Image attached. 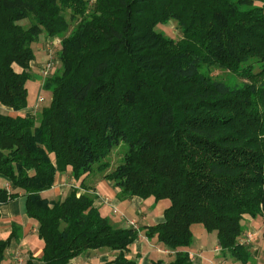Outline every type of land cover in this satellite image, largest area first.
Masks as SVG:
<instances>
[{
  "label": "trees",
  "instance_id": "obj_1",
  "mask_svg": "<svg viewBox=\"0 0 264 264\" xmlns=\"http://www.w3.org/2000/svg\"><path fill=\"white\" fill-rule=\"evenodd\" d=\"M168 20L180 39L155 29ZM41 36L60 39L61 69L42 77L50 102L22 113ZM210 67L247 79L232 86ZM0 104L12 110L0 112V204L22 191L42 243L22 264L91 249L115 253L103 264H137L127 253L138 230L103 216L84 183L96 163L119 198L166 202L141 229L174 257L150 264H193L195 225L249 262L242 220L264 214V0H0ZM120 142L122 161L104 172ZM69 168L83 191L43 197ZM19 236L13 224L0 239V264Z\"/></svg>",
  "mask_w": 264,
  "mask_h": 264
},
{
  "label": "crops",
  "instance_id": "obj_2",
  "mask_svg": "<svg viewBox=\"0 0 264 264\" xmlns=\"http://www.w3.org/2000/svg\"><path fill=\"white\" fill-rule=\"evenodd\" d=\"M37 43L41 46V42ZM34 65L35 62L33 60L30 68L35 78L32 80H35V82L41 86L40 82L37 80V77H39L37 74L38 72L33 70ZM35 106H37L36 102H30L28 96V105L22 109L21 112H30L35 109ZM0 112L12 113V110L0 104ZM6 182L7 180L0 177V184L4 185ZM84 183L92 187L91 191L97 196L95 204L99 207L103 216L110 219L109 216L112 215L111 210L115 208L117 210L115 214L119 216V221L115 222L110 219L113 223L128 222L130 220H136L138 222L139 233L135 242L130 246L127 257L135 259L137 264H150L152 260L157 259L164 260L159 254H168L173 258L174 254L171 250L159 244L156 237L148 238L144 233L145 230L141 229L143 226L155 224L162 219L163 210L166 207L165 201H155L151 197L143 199L137 196L119 198V189L109 180L104 179L102 172L97 174L91 172L85 177ZM73 187L77 189L78 193L83 191V188L80 186V180H75L71 176L69 168L65 172H58L53 186L50 189L42 191L41 195L48 200H55L65 197L68 191ZM104 198L107 200L106 202H103ZM245 217V221L249 223H253L250 220L255 219L250 216ZM260 218L261 223L258 227L259 231H255L256 235L251 239L253 247L248 249L254 261H249L245 264H252V262H254L253 264H264V258H262L261 247L259 245L261 240L264 239V222L262 221L264 217L262 216ZM13 224L18 225L20 236L16 240H13L7 248L5 263L22 264L29 254L39 256L42 246L41 240L38 235L37 237H32V233L35 232L37 234V222L29 218L26 213L25 196L22 194V191H19L18 196L12 198L7 203L0 204V239H5L9 235ZM127 226L129 225L124 224V227ZM249 230L247 226L243 227V234ZM205 232V229L201 225H195L193 227V240L187 248L188 253L193 255L191 259L193 264H243L229 256H223L217 243L215 232L211 237H208L209 233ZM206 242L210 244L213 243L211 252L214 253V259L205 255L204 250H202ZM15 253L22 258L21 262L15 259ZM113 253L114 252L107 249H91L72 258L69 264H103L106 260L112 258L111 255Z\"/></svg>",
  "mask_w": 264,
  "mask_h": 264
},
{
  "label": "rangeland",
  "instance_id": "obj_3",
  "mask_svg": "<svg viewBox=\"0 0 264 264\" xmlns=\"http://www.w3.org/2000/svg\"><path fill=\"white\" fill-rule=\"evenodd\" d=\"M255 4H259V2H255ZM20 23L23 25H27L28 19H23L20 21ZM73 25H75V22L70 24V28L68 29L67 33L70 31V29H72ZM155 29L158 32L162 33L165 37H169V38H172L174 40H178L181 38V31H180L179 27L177 26V24L174 20H168L165 23H158V24H156ZM55 38L57 40H59V42L54 41V40H56ZM38 42H41V46L38 45L37 42L33 43V46H32L33 54H34L33 60L35 62L33 70L38 72L37 74L39 75V77H37V80L40 82L41 86H39V84L37 82H35V80L33 81L32 79L28 80V83H27L28 84L29 100H30V102H36L37 106H39L41 103L48 104L50 102V98H51V95L47 92L48 90H46V89L44 90L42 88L44 78H42V74H41V70H42L45 62L48 61V50L49 49L52 50V56H53L54 64L49 69V75L48 76L53 75L54 73L58 72L61 69V62L59 59L60 39H58V37L45 38V36H41ZM208 72L214 77H218L220 79L225 80L227 83H229L232 86L233 85H240L242 82L246 81V79H247V78H244L242 76H239L238 74L232 73L228 69L222 68V67H210L208 69ZM40 77H41V79H40ZM39 95H42L43 99H44L41 102H38V100H37ZM126 150H127V145L124 142H120L117 146H115L102 162V163L106 164V169H104V172L108 173L111 170H113L114 167L122 161V158H123ZM92 172H94L96 174L101 173V171H99V169L97 168V163L94 165V169ZM103 202H106L105 198L103 199ZM111 211L110 212L112 213V215L109 216L110 219L115 221V222L119 221V216L117 214H115V213H117V210L115 208H113ZM153 212H156V211H153ZM262 216L264 217V214ZM262 216L252 217L255 219L250 220V221L253 222L254 225H253V223L246 222L245 221L246 217L243 218V220H242L243 227L247 226V228H249L250 230L243 234L245 237H243L242 239L248 238V237H246V235L248 236V234H252V233H255V231H259L258 227L260 226V223H261L260 217H262ZM262 221L264 222V220H262ZM115 224H117L119 226H124V224L129 225L128 222H121V223H115ZM136 224L138 226L137 221H136ZM205 233H209L208 237H211V235L214 234V232H207V231ZM210 233H212V234H210ZM32 235H33L32 237H37V234L35 232L32 233ZM253 237H249L250 240L245 242L247 249H250L253 247V245L251 244V239ZM261 237H263V236H261ZM253 241H254V239H253ZM259 245L261 247V254L263 256L262 258H264V239L261 240ZM212 249H213V243L210 244V243L206 242L205 247H202V250H204V252H205L204 254L211 257L212 259H214L215 258L214 253L211 252ZM159 255L161 258L164 259V262H169L170 260H172V256H170L168 254H159ZM114 256H115V253H113L111 255L112 258ZM189 256H190V259L193 258L192 254H189ZM106 261H108V260H106ZM249 261H254L252 254L250 255ZM253 263L254 262H252V264Z\"/></svg>",
  "mask_w": 264,
  "mask_h": 264
},
{
  "label": "built area",
  "instance_id": "obj_4",
  "mask_svg": "<svg viewBox=\"0 0 264 264\" xmlns=\"http://www.w3.org/2000/svg\"><path fill=\"white\" fill-rule=\"evenodd\" d=\"M55 39H56V38H55ZM54 41L59 42V40H57V39L54 40ZM53 64H54V61H53V56H52V50L49 49V50H48V61L45 62L44 66H43V68H42V70H41L42 77H46V76L49 75V69L52 67ZM37 100H38V102L43 101V96H42V95H39ZM3 186H4L6 189H8V190L10 189V184H9L8 181H7L6 183H4ZM105 201H107V200L105 199ZM128 224H129V226H131V227H133V228L139 230V229H138V226H137V224H136L135 221L130 220V221H128ZM254 235H255V233L248 234V236L246 235V237H248V238L243 239V242L245 243L246 241L250 240L249 237H253ZM15 259H16L18 262H21V261H22V258H21L17 253H15Z\"/></svg>",
  "mask_w": 264,
  "mask_h": 264
}]
</instances>
